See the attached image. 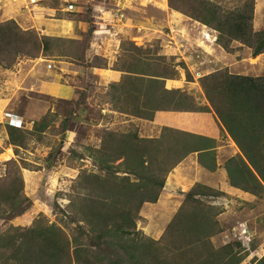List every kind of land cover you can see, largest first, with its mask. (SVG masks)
<instances>
[{
	"label": "trees",
	"instance_id": "1",
	"mask_svg": "<svg viewBox=\"0 0 264 264\" xmlns=\"http://www.w3.org/2000/svg\"><path fill=\"white\" fill-rule=\"evenodd\" d=\"M169 6L216 31V43L225 52L234 53V44L239 43L249 48L254 58L264 54V29H254L255 0H247L232 10L206 0H169ZM72 16L67 15V20L75 21ZM77 19L83 21L79 15ZM85 21L90 26L87 47L95 27L91 20ZM55 42L77 44L75 40L24 30L14 19L0 23V68L12 69L23 58L52 56ZM142 49L130 42L126 60H118L117 67L111 68L124 73L118 83L109 85L113 110L154 121L161 111L193 109L181 100L174 101L175 91L165 89V80L177 78L179 71L162 64L160 58L143 56ZM99 58L96 60L101 63L91 68L109 69L108 61ZM181 66L186 68L184 63ZM202 86L210 107L240 150L238 156L225 163L230 185L258 197L264 195V75L252 77L214 70L203 77ZM53 117L48 113L32 128L7 124V146L27 149L32 142L42 141ZM163 139L141 138L137 130L107 131L101 147L89 149L88 157L97 171L80 172L66 207L54 203V211L63 216L60 224L76 226H70L67 233L65 227L40 218L29 228L0 227V264H241L249 252L239 257L230 245L219 250L213 247L211 238L220 230L217 213L212 208L205 209L197 198L205 196L202 192L187 195V200L200 207L188 215L179 212L163 241L148 238L137 229L143 206L158 202L169 173L192 152L187 138ZM194 141L201 165L216 171L214 141L201 136H195ZM6 165V173L0 178L3 222L22 216L32 205L24 194L20 167L15 161ZM198 246L203 249L199 253L195 252ZM236 246L241 248L242 244L237 242ZM259 262L264 264V257Z\"/></svg>",
	"mask_w": 264,
	"mask_h": 264
},
{
	"label": "rangeland",
	"instance_id": "2",
	"mask_svg": "<svg viewBox=\"0 0 264 264\" xmlns=\"http://www.w3.org/2000/svg\"><path fill=\"white\" fill-rule=\"evenodd\" d=\"M206 1L219 5L225 10H232L247 0ZM255 2L256 26L260 27L264 21V0H255ZM37 7L45 9V14L34 15ZM0 10V23L11 20L10 16L26 18V21L28 19L31 22L32 17L38 16L44 21L43 30L52 27L59 34L50 36L44 34L40 28L36 29L35 26L26 30L33 29L39 35L75 40L77 43L55 42L52 56L23 58L19 59L12 69L0 68V98H9L7 114L15 113L23 116V123L19 125L32 128L35 122L40 121L48 113L55 116L51 125L42 134V141L32 142L27 149H17L6 144L8 120L0 111V150H2L0 178L6 173L7 162L15 161L20 167L24 180V194L32 201L30 209L22 216L7 222L0 221L2 229L9 225L29 228L38 219L45 218L50 224L65 227L69 233L70 226L75 227L76 224L69 227L60 224L63 216L54 211V203L61 208L66 207L69 203L68 196L73 193V185L80 172L97 171L91 158L88 157L89 149H99L107 131L129 133L137 130L141 138L163 139L166 136V141H184L187 138L190 144L188 150L194 149L193 140L198 135L185 136L179 135L178 132H168V129L160 125L151 124V127L147 123L139 122L138 118L114 111L108 94L109 85L114 82L106 83L102 79L103 77L96 71V69L103 70L102 68H91L92 65L101 63L96 57L106 59L109 64L108 70H112L113 66L117 67L118 60L119 63L126 60L129 43H135L137 47L144 49L141 52L143 56L160 58L162 64L171 65L172 69L177 71L182 70L186 80H193L192 83L196 85L194 91L184 89L174 93V101L181 100L190 108H196L202 103L199 97L207 100L202 80L214 70H228L232 74L252 77L264 75V56L254 58L249 48L239 47L237 43L234 44V53L217 55L219 56L217 59H214L216 56L214 54L215 56H212L214 62L207 54L197 51L196 46L193 50L192 43L199 36V31L193 27V22L189 20L191 18L179 12H177L179 15L175 14L176 11L169 6V0H3V2L0 0ZM3 10L8 14L4 15ZM70 14L74 15L71 18L75 21L67 20V15ZM78 15L83 21H78ZM85 20H91L95 27L87 47L90 26ZM70 22L74 26L76 24L78 28L73 30L74 26ZM197 23L194 24L202 27L201 23ZM210 36L208 32V35H204V40H213ZM181 45L185 48L182 49ZM187 47L190 48L189 52L197 66L189 68L186 64L183 56ZM104 49L111 50V55L105 56ZM113 50L117 51V54L114 55ZM82 55L84 58L78 59ZM26 60L35 63L25 62ZM182 63L186 68L181 66ZM22 75L23 78L20 79L23 83L22 87L35 85L33 92H25L26 90L22 91V88L16 87L12 90V80ZM37 77L46 84L44 85ZM36 79L39 82H36ZM49 80L73 86L78 95L79 100L76 99L79 105L76 99H62L46 94L41 86L46 87L45 81ZM197 93L198 95H195ZM194 104L196 106H193ZM200 107L204 108L202 105ZM213 112L212 109L204 114L209 119L205 121L206 123L203 122V129L206 130L200 131L195 128L193 131L209 135V139L214 141L216 146L219 143V151L216 152L217 171L211 172L203 167L199 162V154H189L169 173L158 202L143 206L140 219L137 221V229L148 238L163 241L168 226L179 212L188 215L195 207H200L194 206L193 201L187 200V195L191 191L202 192L205 196L199 195L197 198L205 209L212 208L217 213L215 219L220 230L211 238L213 247L219 250L230 245L239 257L249 252L241 264H260L259 260L264 257V195L258 197L230 185L225 163L229 158L238 156L240 150L233 140L226 137V130L220 125L217 116L219 121L216 120ZM192 117L198 118V116L187 117L184 122L186 126H190ZM199 121L198 118L196 123ZM215 122L219 129L215 126ZM8 152L12 155L6 159L4 156ZM206 188L211 190L207 191ZM210 214L214 215L213 212ZM237 242L242 244L241 248L236 246ZM198 247L195 251L197 253L199 249L203 250Z\"/></svg>",
	"mask_w": 264,
	"mask_h": 264
},
{
	"label": "crops",
	"instance_id": "3",
	"mask_svg": "<svg viewBox=\"0 0 264 264\" xmlns=\"http://www.w3.org/2000/svg\"><path fill=\"white\" fill-rule=\"evenodd\" d=\"M2 2H3V0H2ZM4 5L5 4H3V6ZM37 8L38 9H36V12L34 13V15H36V13H40V15H44L45 14L44 13L45 9H40L39 7H37ZM40 10H42V11H40ZM3 14L5 15V14H8V13H7L6 10H3ZM175 14L179 15V13H177V12H175ZM9 19H14L20 25V27L22 29H24V30L33 28V26H35L36 29L40 28V30L42 32L44 31V34H47V35H50V36H53V34H56V33H57V35L59 34L52 27H50V29H47L46 31L43 30V22L44 21H42L41 18L38 17V16H37V18L36 17H32V20H33L32 22L34 24L30 20L27 19V21H26V18H21L19 16H10ZM189 20H190V22H193V24H192L193 27H196V30L199 31L198 32L199 36L196 37L195 38L196 40L195 41L193 40L194 43H192L193 44V46H192L193 50H194V46H196V50L199 51V52H202L204 54H207V56L210 57V60H213L212 56H215L214 54H216L214 59H217V57H219L217 55H222V54H226L227 53V52L224 51V49H222L216 43L217 33L215 31L207 28L206 26H204L202 24H200V25H202V27H199L198 25L194 24V23H197L196 21H193L192 19H189ZM70 23L73 24L72 22H70ZM256 23H257V16L254 19V29L256 31H260V30L264 29V21L261 23L260 27H257ZM71 24H68V25L70 26ZM197 24H199V23H197ZM73 26H74V24H73ZM76 27L78 28V26H76V24H75L73 30H75ZM79 28H80V26H79ZM67 31L68 30L66 29L65 32H67ZM208 32L211 34L210 38H212L213 40L205 41L204 40V35H206V34L208 35ZM202 36H203V38H202ZM117 43L119 44V41ZM237 44H239V43H237ZM239 47H243V46L239 44ZM189 49L190 48L187 47V50L184 51V55L185 56H183V58H185V60H186L185 62L188 65V67L191 68L192 66H197V65H196V61L192 57V54H190ZM248 50L251 52L250 49H248ZM103 53L105 54V56H110L111 55V50L104 49ZM113 53L115 55V54H117V51L113 50ZM228 54L229 53H227V55ZM261 56H264V54H262V55H260L258 57H261ZM258 57H256V58H258ZM25 62L35 63L33 61H28V60H26ZM25 62H22V63L25 64ZM213 62H214V60H213ZM22 70H23V68H22ZM96 71L98 72V74H100V76L103 77L102 79L104 81H106V83L119 82L121 77L124 75L123 72L114 71V70H108V69H103V70L96 69ZM179 72H180V76H178L177 78L165 80V89L167 91H171V92L178 91V90L182 91L184 89L189 90L190 92L194 91V89L196 88V85L194 83H192L193 80H186L183 77L184 76L183 75V71L180 70ZM21 78H23V75L19 76V78L17 76L16 80L15 79L12 80V83H11L12 84L11 85L12 86V90H13V87H16L18 89L22 88V91L26 90L25 92H33L35 90V85L34 86H32V85L25 86L26 88H23L22 87L23 83L20 82ZM37 78L39 79V81L44 83L43 80H41L39 77H37ZM38 79H36L35 81L39 82ZM45 82H47L46 87H42L41 86V89L42 90L44 89V92L46 94H48V95H50L52 97L68 99V100H74L76 98L78 99V95H77L76 90H75V88L73 86L62 84L60 82H56L55 80L54 81L49 80V81H45ZM33 83H35V82H33ZM45 84L46 83H44V85ZM195 95H198V93L195 94ZM199 98H200V101L202 103H199L198 107H196V108L188 109V110L186 109V110H181V111H161V112L157 113L156 118L154 119V121H146V120H141V119L140 120L137 119V120L139 122H142V123H147L151 127H152V125H160L161 127H164V129L174 130V131L178 132L179 135H185V136L198 135L196 137H200L201 136V137L210 138V136L207 135V134H205V135L203 133L202 134L201 133L198 134V133H195L193 131L195 128H197V130H200V131L206 130V128L203 129L204 128L203 122H205V121H207L209 119H207L204 116V114L205 113H209L208 108H210V110L212 111V108L210 107V104H209L208 100H206V99L202 100L201 97H199ZM8 100H9V98L8 99H1L0 98V111L2 112L1 115H3L4 118L6 117L5 119L9 121L10 114H7V112H6V109L9 106ZM201 105L204 106L203 109L200 107ZM193 106H196V105L194 104ZM13 114H15V113H13ZM213 114L215 115L214 112H213ZM15 115H17L19 117V119H20V122L23 123V116H21L20 114H15ZM191 116H198L200 121H199V123H196L198 118H196V117L193 118L192 117L191 118V122H190V126H186L184 122L186 121L187 117H191ZM215 117H216V115H215ZM216 120L219 121L218 118ZM220 125L222 126L221 122H220ZM215 126L219 129L218 124L216 122H215ZM222 135L224 137L223 132H222ZM226 137L231 139L227 133H226ZM196 150L197 149H193V150H190V151H192L191 152L192 154H196V153L200 154V152H197ZM213 151H216V152L219 151V143H218V146L216 147V149L213 150ZM146 205H149V204H146Z\"/></svg>",
	"mask_w": 264,
	"mask_h": 264
},
{
	"label": "built area",
	"instance_id": "4",
	"mask_svg": "<svg viewBox=\"0 0 264 264\" xmlns=\"http://www.w3.org/2000/svg\"><path fill=\"white\" fill-rule=\"evenodd\" d=\"M70 7H73V6H70ZM181 47H182V49H184L185 48V46L184 45H181ZM18 116H16V115H11L10 116V119H9V125H11V126H17L19 123V121H18Z\"/></svg>",
	"mask_w": 264,
	"mask_h": 264
},
{
	"label": "bare ground",
	"instance_id": "5",
	"mask_svg": "<svg viewBox=\"0 0 264 264\" xmlns=\"http://www.w3.org/2000/svg\"><path fill=\"white\" fill-rule=\"evenodd\" d=\"M11 155H12V153H11V152H8L7 154H5L4 157H5L6 159H9V158L11 157Z\"/></svg>",
	"mask_w": 264,
	"mask_h": 264
},
{
	"label": "clouds",
	"instance_id": "6",
	"mask_svg": "<svg viewBox=\"0 0 264 264\" xmlns=\"http://www.w3.org/2000/svg\"><path fill=\"white\" fill-rule=\"evenodd\" d=\"M11 115H15V114H11ZM11 115H10V116H11ZM16 116H17V115H16ZM18 118H19V117H18ZM9 119H10V117H9ZM18 121H19L18 123H22V122H20V119H18ZM7 124H9V121H8ZM10 126H11V125H10ZM18 126H21V125L18 124L17 126H12V127H18Z\"/></svg>",
	"mask_w": 264,
	"mask_h": 264
}]
</instances>
